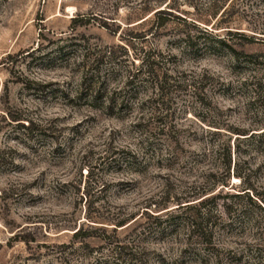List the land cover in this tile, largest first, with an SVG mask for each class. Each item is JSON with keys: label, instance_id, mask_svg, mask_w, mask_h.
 I'll return each mask as SVG.
<instances>
[{"label": "rangeland", "instance_id": "obj_1", "mask_svg": "<svg viewBox=\"0 0 264 264\" xmlns=\"http://www.w3.org/2000/svg\"><path fill=\"white\" fill-rule=\"evenodd\" d=\"M95 69L121 101L111 111L75 97ZM163 78L176 82L161 107L175 142L140 150L132 122ZM263 130L264 0H0V264H200L201 252L179 255L177 219L146 215L187 212L173 199L205 187L203 149L235 137L241 178L222 190L241 196L213 242L231 250L220 264H254L264 135L234 133ZM88 225L107 232L73 238Z\"/></svg>", "mask_w": 264, "mask_h": 264}, {"label": "trees", "instance_id": "obj_2", "mask_svg": "<svg viewBox=\"0 0 264 264\" xmlns=\"http://www.w3.org/2000/svg\"><path fill=\"white\" fill-rule=\"evenodd\" d=\"M155 13L169 15V12L164 10H158L155 11L154 14ZM75 22V18H72L70 21L72 26H74ZM213 37V41L216 44L218 43L226 46L225 42L227 39L221 40L218 37ZM111 54L112 52L110 50L105 51L102 57L105 55L110 56ZM99 59L100 56L95 55L91 59L90 64H96ZM142 63L143 62L141 61L140 68L142 67L148 76L150 74L152 76L153 71H155L154 66H156V64L152 61H147V65L146 63H144V65ZM133 76L134 75L128 77L129 80L126 81L125 86L133 83ZM87 81V84L84 85V81L82 80L79 86L80 89L75 93V97L77 99L85 100L97 107H100L101 109H104L105 111H111L113 107L115 108L120 104L121 101H116V99L112 96L113 93L108 91L107 83L105 81H99L97 69H95L91 77L89 76ZM174 84H176L175 81L167 83L164 78L162 80H156L151 87L153 89L152 96L147 97L144 103L148 105L146 108L147 111L145 113H139L134 117L132 126L138 134L137 145L140 150L152 145L156 141L167 143L166 149L170 150L171 142H175V135L172 131L173 127L167 123V115L162 112L161 108L164 103L163 100L167 98V94L169 93L168 89L172 87V85L174 86ZM31 126V123H27L24 128L30 129ZM234 134L244 136L242 139H248L250 137L258 138L264 135V130L259 133L246 134L245 132H241ZM236 141H238L237 137H235L232 144L224 141L219 144L209 142V147L203 149L202 156L205 158L206 166H208L207 173L203 175L205 187L199 189V191L195 193H192L189 197H186L183 202H179L180 200H184L182 198L173 199L176 203V207L173 210L181 209L182 211L187 210V212H182V216L180 217H171L172 215H169V218L166 216L167 214L162 217H158L157 215H146L147 218L155 221L157 227H160V225H166L170 218L177 219L179 221V227L177 230H180L181 234H183L185 238L180 245L179 255L188 250L201 252V259H198L200 264H206V262L210 264V261L211 264H220V254H228L231 252V250L226 248L224 245H219L213 241L215 231L223 230V227L229 226L227 218L230 216V212L234 205L231 199H237L241 196L239 193L228 194L229 192H224L222 190L227 187L226 182L229 180L231 175L241 178V172L238 170L239 164L237 158V161L235 162V155L237 156L239 154V145ZM126 155L127 157L124 158L127 159L126 161L134 159V154L130 155L126 153ZM230 167H232V171H229ZM224 178H226V181H224ZM243 191L244 190H241V192ZM243 194L247 193L244 192L242 195ZM218 202H221V213L214 209V206H216ZM166 212H169V210ZM222 215L224 218L226 217L225 219L227 221L222 217ZM126 222L127 219L118 221L111 228V232L115 233L116 228L125 227L127 224ZM88 226L89 227L84 229H76L73 233V238L77 239L80 235L84 234H87L86 236L89 237L97 232H100L102 235L107 232L103 227H99V229H97L93 228L94 226L92 225ZM125 250H127V246L120 243H114L111 247L112 254L118 258L122 255H126ZM255 251L257 252V259L254 264H264V252L261 250V246L256 245ZM204 258H206V260Z\"/></svg>", "mask_w": 264, "mask_h": 264}]
</instances>
